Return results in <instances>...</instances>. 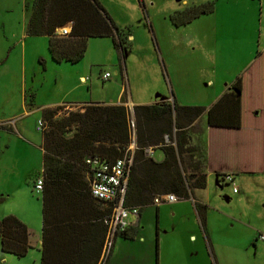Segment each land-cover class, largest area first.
<instances>
[{"label": "rangeland", "instance_id": "rangeland-1", "mask_svg": "<svg viewBox=\"0 0 264 264\" xmlns=\"http://www.w3.org/2000/svg\"><path fill=\"white\" fill-rule=\"evenodd\" d=\"M33 1L0 0V117L19 113L0 126L9 131L12 124H20L26 138L38 145L43 126L37 129L42 109L36 108L64 95L62 100L72 103H108L122 96L123 103L131 99L133 104L142 105L156 103L165 96L169 100L177 98V103L183 105H207L213 93V86L206 87L209 80L213 84L219 80L229 83L238 76L251 77L256 70L259 74L256 57L264 52V0H185L186 4H182L183 0H98L127 43L120 50L110 38H90L84 57L76 64L53 62L47 52V37L26 34ZM207 1H214L217 10L199 15L184 27H175L169 21L170 13ZM64 28L68 30V26ZM57 33H61L60 28ZM188 37L193 43H185ZM105 73L111 77L103 80ZM80 76L85 78L83 83L78 80ZM252 95L250 85V101ZM55 107H60L56 117L61 118L82 105L48 108ZM9 137L6 134L1 142ZM13 145L20 157L22 190L7 196L0 191V212H22L30 218L35 232L40 233L41 195L34 191L33 182L41 168V151L23 141L16 144L13 140ZM160 155L157 150L153 158L157 160ZM233 176L234 184L222 182L219 198L213 200V208L225 216L216 210L209 213V243L201 229L194 228L192 219L170 216L172 209L183 201L159 205L158 232L155 208H144L147 223L143 232L154 242L155 236L159 237L154 252L161 264H171L172 259L183 255L201 262L204 255H209V247L218 254L235 256L244 264H264V242L256 238L258 233L264 234V175L237 172ZM207 182L214 189L215 177ZM4 185L9 186L7 176L0 174V190ZM24 189L30 191L37 205L33 202L28 207ZM233 189L238 193H232ZM188 203L180 207H188ZM181 211L188 213L189 209ZM191 233L195 238L189 237ZM119 239L115 240L116 245ZM115 244L111 256L119 251ZM18 259L24 261L26 255ZM140 262L134 260V264Z\"/></svg>", "mask_w": 264, "mask_h": 264}, {"label": "trees", "instance_id": "trees-1", "mask_svg": "<svg viewBox=\"0 0 264 264\" xmlns=\"http://www.w3.org/2000/svg\"><path fill=\"white\" fill-rule=\"evenodd\" d=\"M213 9L214 1H207L176 10L168 18L173 26L180 27ZM67 24V34L57 33ZM26 34L46 36L47 52L55 63H78L90 38H110L120 50L127 43L98 0H34ZM256 58L263 109L264 52ZM244 81L245 76H238L208 109L177 105L172 98V104L164 101L132 106V120L124 104H86L61 118L56 117L60 107L42 109L40 264H98L106 233L102 220L111 207L90 196L87 159L112 162L130 155L128 148L134 141L124 205L137 207L139 212L152 204L156 195L173 193L182 200L189 197L190 190L204 189V153L198 156V148L190 144L189 125L206 112L211 127L245 128ZM147 149H161L163 160L154 161L146 155ZM195 208L203 222L206 205L195 203ZM133 230L128 227L121 237L133 238ZM28 234L27 226L14 215L2 217L1 251L18 258L25 256L30 248Z\"/></svg>", "mask_w": 264, "mask_h": 264}, {"label": "crops", "instance_id": "crops-1", "mask_svg": "<svg viewBox=\"0 0 264 264\" xmlns=\"http://www.w3.org/2000/svg\"><path fill=\"white\" fill-rule=\"evenodd\" d=\"M182 4H186V1L183 0ZM215 9L217 10V8H214L213 11H215ZM229 11L232 12V10H229ZM184 26H180V27H184ZM128 38H130V35L128 36ZM189 42L193 43V40L191 39V37H188L185 41V43H189ZM44 63L46 64V62ZM256 72L257 70L255 71V73ZM78 78L80 82L82 83L84 82L85 78L83 76H80ZM233 81L234 80L227 83L224 80L223 82L224 85H223L221 80H219L218 82L214 81V84L211 80H209L206 84V87L213 86L212 87L213 93L210 96V102L207 105H196V106H203L208 109V107L212 103H214L220 97V95L224 93V91H226V89L230 86V84ZM244 83H245L244 90H246V99H245V106H244V116H245V123H246L245 128L236 130V129L211 127L207 124L206 112H204L199 118H197L193 123L189 125L190 144L192 146L197 147L199 151H202L201 154L199 151L197 152L198 156H201L204 153V157L202 158V160L204 159L203 170L206 173V186L204 189L190 190L189 197L186 199L178 200V201H183V202L176 205V206H179V205L181 206L183 205V203L189 202L188 207L187 205L186 207L184 205V207L179 206L178 208H173L172 212L170 213V216L172 218H177L178 220H182L183 218L187 219V217L188 219H192L194 228L198 226L201 229L203 236L206 240V243H209L208 241L210 240L209 236L207 235V218H209V213L211 211L216 210L219 214L225 216V214H223L222 212L220 213L219 210L213 208V205H215L214 204L215 202H213V200L219 198L218 189H221L223 185L222 184L223 181L221 180V177L223 176L220 174L232 175V179H233L232 184H234L233 175L237 172H239L240 174L243 173V174H250V175H261V174L264 175V157H263L264 150L262 151V147L264 149V110H263L264 108L262 109L261 107L262 105L260 102L261 87H260L259 75L257 74L255 76L245 77ZM250 85L252 86V91L254 95V97L252 95V101L248 99ZM77 86L78 84L74 85L73 89ZM64 96H61L57 100L47 103V105L38 106L36 109H40V108L44 109V108H48V107H52V106H56L60 104L86 105V104L99 103V104H105V105H119L123 103L122 96L120 98H117L116 101L114 100L108 103H103V102L101 103V102H95V101L72 103V102H66L62 100L64 99L63 98ZM200 97H202V94ZM176 99L177 98H174L177 105H183L181 104V102L177 103ZM164 101H170V100L168 97L161 96V98H159V100H157L156 103H160ZM124 103L126 104L128 108L130 107V110H132V106L136 105V104H133L131 99L124 100ZM25 112L27 113L26 110L23 111V113ZM15 114H12L10 116H4L3 114L0 117V125H2L5 119H13V116L19 115V113L16 115ZM131 118H133V113H132ZM6 134L7 136L9 135L10 137L6 141L1 142L3 137L6 136ZM26 136L27 135L25 133V130L20 124H12L11 129H9V131L8 129L5 130L4 127L0 128V174H6L8 182H9V186L4 185L0 191H3L2 193H6V196L12 195L14 192L18 190H22L21 180H20V175H21L20 174V157H18V155L15 152L16 145H13V140H15L16 144H18L19 141H23V143L26 144V146H29L34 149L38 148L41 151V155H43V151L41 148L42 139H41L40 145H38L36 143H33L32 139L26 138ZM12 138L14 139L12 140ZM129 147L131 151L134 150V147H135L134 141L130 143ZM157 150L161 151V155L156 160L153 158V156L155 155V152ZM7 151H8V157H5V153H7ZM146 155L151 157L156 162H160L164 158V153L161 149H147ZM41 172H42V163H41V168L39 169V172L35 176V179L41 176ZM210 177H215L214 189H211L209 185L210 183L207 182V180ZM33 185H34V182H33ZM25 189H24V192L26 193V195H23V196H24L25 202L28 204V207L33 206V202L35 205H37L34 198L30 195L29 193L30 191H25ZM232 193L237 194L238 192L237 190L235 192H233L232 190ZM1 199H0V202H1ZM40 202H41V208H42L41 199H40ZM195 203L206 205V211L204 213L203 222L200 219L198 212L195 208ZM9 205L11 207L12 201ZM149 206H153L155 208V212H156L155 230L158 232V230L161 228L160 226L161 211H160L159 205H154L152 203L146 207H149ZM144 208L140 211L138 226H131L134 229L133 232H135V235L133 236V238H130V239L119 236L121 237V239H119V243H117L118 245H116L114 242L115 246L118 247L119 251L117 254L113 252L112 256L110 255L107 264H134V260H140L141 264H161L160 259L157 258L156 252H154V247L155 246L157 247L158 245L157 241L159 237L155 236L156 242H154L153 238L150 239L147 236L146 232H143L145 230V224L147 223L145 219L146 217L144 215V211H145ZM181 208L184 210H187L188 208L189 212L184 213L183 211H181ZM0 213H1L0 217H3L4 215H7V214H12L27 226L28 232H29L28 243L30 245V248L28 249L26 253V259L24 261H21L22 259H18V257L17 259H14L16 256L12 254L4 253L0 249V264H40L41 246H42V213H41L40 233L35 232V230L32 228L30 224L31 223L30 218L26 217V215L22 214V212L18 210L9 209L7 212L2 211ZM131 221H132V218H131ZM139 233H140V236H139ZM137 236H139L138 239H136ZM189 237L191 239L195 238V236L192 235V233L190 234ZM126 243L128 244L126 245ZM133 247H134V252L132 253ZM181 257L172 259L171 264H244L235 256L230 258L229 256L216 253L212 247L211 248L209 247V255H204V257H202L203 261L201 262L198 261L195 257H187L184 255L182 258Z\"/></svg>", "mask_w": 264, "mask_h": 264}, {"label": "built area", "instance_id": "built-area-1", "mask_svg": "<svg viewBox=\"0 0 264 264\" xmlns=\"http://www.w3.org/2000/svg\"><path fill=\"white\" fill-rule=\"evenodd\" d=\"M68 26V30L64 27ZM60 28V34H67L70 30V25L67 24ZM110 77L109 73L103 75V80ZM132 114V110H130ZM41 121L37 123V129L42 128ZM133 126V123H132ZM133 142V140H132ZM130 155L127 153L122 157L115 159L112 162L99 161L98 159H87L86 163L91 168V177L89 179V194L99 202L111 207L110 213L103 217V224L106 227V233L102 251L98 264H107L112 253L114 242L117 237L121 236L128 227L138 226L140 212L137 207H126L124 205L127 181L130 167L132 165V152L128 148ZM224 183H233L232 175L221 177ZM43 180L38 177L34 181L33 189L36 193H42ZM236 190L233 189V192ZM178 199L173 193L159 194L153 197L152 203L160 205L162 203H175ZM131 218L133 219L131 221ZM256 238L264 242V234L258 233Z\"/></svg>", "mask_w": 264, "mask_h": 264}, {"label": "water", "instance_id": "water-1", "mask_svg": "<svg viewBox=\"0 0 264 264\" xmlns=\"http://www.w3.org/2000/svg\"><path fill=\"white\" fill-rule=\"evenodd\" d=\"M171 104L173 103L172 98L170 99Z\"/></svg>", "mask_w": 264, "mask_h": 264}]
</instances>
